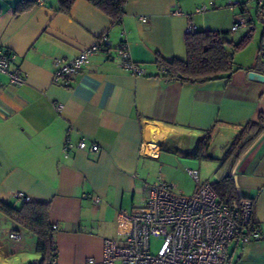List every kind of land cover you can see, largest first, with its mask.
<instances>
[{"label": "crops", "instance_id": "1", "mask_svg": "<svg viewBox=\"0 0 264 264\" xmlns=\"http://www.w3.org/2000/svg\"><path fill=\"white\" fill-rule=\"evenodd\" d=\"M16 2L0 0V46L15 53L25 75L22 84L13 85L0 73V200L18 206L22 194L49 203L55 264H89V258L101 264L104 240L126 238L129 214L143 208L153 185L167 183L184 194L175 191L182 171L217 169L243 126L264 113V81L248 77L249 71L264 74L261 43L250 62L234 64L239 68L228 79L167 82L155 64L156 53L184 59L190 25L233 36L234 22L251 16L247 6L224 0H127L114 23L86 0H74L69 13L58 10L59 0L16 13ZM209 2L212 7L196 12ZM102 34L108 36L104 49L67 86L54 83V59L77 56ZM121 42L143 73L122 66ZM66 139L73 148L64 151ZM80 139L98 150L76 147ZM232 169L238 195L253 201L262 237L244 246L233 241L229 264H264V132ZM14 226L0 214V264L35 262L40 258L35 237L21 251L2 238L5 227Z\"/></svg>", "mask_w": 264, "mask_h": 264}, {"label": "built area", "instance_id": "2", "mask_svg": "<svg viewBox=\"0 0 264 264\" xmlns=\"http://www.w3.org/2000/svg\"><path fill=\"white\" fill-rule=\"evenodd\" d=\"M37 5L43 0H36ZM213 3L201 5L196 12L206 11ZM261 9V2L258 3ZM247 16L239 17L231 30L246 26ZM195 30L190 25L188 32ZM108 36L100 35L95 41L83 48L71 59H54L53 82L67 86L69 78L85 68L93 54L104 49ZM122 66L132 74H141L144 69L130 61L124 42L117 48ZM16 55L0 46V73L8 75L9 83L22 84L25 75L15 62ZM76 147L96 152V144L88 145L80 139ZM73 148L68 139L64 142V151ZM187 174L195 181L196 189L191 195L174 192L171 185L158 183L153 185L144 201L142 209L129 214L130 229L122 242L106 239L103 242L101 264H229L228 246L237 241L244 246L260 239L262 232L253 219L254 204L251 199L242 198L238 205L229 206L219 202L211 183L200 182L199 172L187 168ZM22 200L28 197L18 194ZM86 197V196H85ZM99 202L98 196L91 197ZM55 229V226H52ZM160 237L161 241L154 252L151 250V238ZM10 237L19 238L18 233ZM89 264L94 259H87ZM55 264V260L51 261Z\"/></svg>", "mask_w": 264, "mask_h": 264}, {"label": "trees", "instance_id": "3", "mask_svg": "<svg viewBox=\"0 0 264 264\" xmlns=\"http://www.w3.org/2000/svg\"><path fill=\"white\" fill-rule=\"evenodd\" d=\"M35 1L17 0L15 12L30 9L35 5ZM86 1L109 16L114 23H119L127 0ZM259 2H261V9H258ZM73 3L74 0H59L58 10L62 13H69ZM256 16L262 24V43L264 41V0H256ZM247 17V30L236 42L227 39L230 36L228 32L193 30L185 36L186 57L184 59H167L156 53L155 64L161 70L160 76L167 82L180 81L191 84L230 78L232 73L239 68L232 63L233 54L243 50L252 37L253 18ZM262 132H264V113L259 114L256 122L246 123L226 150L215 171L217 179L211 183L220 203L235 206L243 198L237 193L232 168ZM207 148L208 135L200 145L203 157L208 156ZM0 214L6 216L15 225L13 230L18 232L20 228H23L35 236V252L40 255V258L30 264H51V261L55 259L56 251L53 239L54 229L49 222V203L22 200L18 206H15L0 200Z\"/></svg>", "mask_w": 264, "mask_h": 264}, {"label": "rangeland", "instance_id": "4", "mask_svg": "<svg viewBox=\"0 0 264 264\" xmlns=\"http://www.w3.org/2000/svg\"><path fill=\"white\" fill-rule=\"evenodd\" d=\"M224 1H232V2H239L243 3L247 6V8L250 11V15L253 18V32L252 37L248 45L240 51H237L232 56V63L233 65L236 63L246 64L250 62V60L253 59L254 54L257 53V48L261 43V32H262V24L259 21V19L256 16V0H224ZM247 30L245 26H240L236 31H233V36L238 37L241 34H244V32ZM233 36H228V40H232ZM234 39V38H233ZM236 39V38H235ZM246 62V63H245ZM199 170V179L202 183V180H211V178H215V170L216 169H198ZM157 174V173H156ZM157 176L155 175V178ZM180 180V186L178 185L175 191L181 190V192L184 193V195H191L195 189H196V183L195 181L185 172V170L182 171L179 177ZM16 233L17 231H13L11 227H5L3 234L1 235L4 241L11 246V248L15 249L16 251L22 250L27 246H30L32 244L31 240L32 237L35 236L28 232L27 230L20 228L19 229V238H11L9 236L10 232ZM26 233V234H25ZM29 233V234H28ZM161 241L160 237H152L151 238V250L154 252V250L157 249L159 243ZM18 255V254H16ZM24 263V264H30Z\"/></svg>", "mask_w": 264, "mask_h": 264}, {"label": "water", "instance_id": "5", "mask_svg": "<svg viewBox=\"0 0 264 264\" xmlns=\"http://www.w3.org/2000/svg\"><path fill=\"white\" fill-rule=\"evenodd\" d=\"M261 52H262V55H264V41H262V43H261ZM248 77L251 79L256 78L259 81H264V74H260V73L255 72V71H249Z\"/></svg>", "mask_w": 264, "mask_h": 264}]
</instances>
